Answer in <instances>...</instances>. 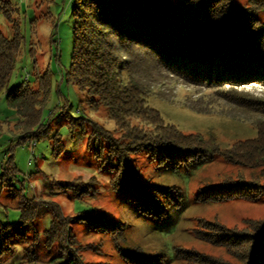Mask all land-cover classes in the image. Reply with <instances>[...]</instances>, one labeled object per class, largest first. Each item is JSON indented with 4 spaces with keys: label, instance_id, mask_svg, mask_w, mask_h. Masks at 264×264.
I'll return each mask as SVG.
<instances>
[{
    "label": "trees",
    "instance_id": "trees-1",
    "mask_svg": "<svg viewBox=\"0 0 264 264\" xmlns=\"http://www.w3.org/2000/svg\"><path fill=\"white\" fill-rule=\"evenodd\" d=\"M235 0H75L73 6V55L68 82L86 94L80 110L87 104L97 110L104 106L109 118L116 123L115 132L95 121H90L93 137L105 141L95 152L102 161L114 166L112 187L129 194L147 214L159 218L168 215L179 205L181 194L169 188L161 189L145 182L132 165V156L144 152L159 164L167 161L177 166L200 164L218 155L228 163L251 169L264 168V98L229 89L253 83L264 84V21L259 13L264 0H248V5L233 11ZM4 6V7H3ZM0 8L12 9L8 3ZM22 37L15 32L12 38L0 30V93L6 88L15 69L22 48ZM54 42V40H52ZM35 88L24 82L7 90V101L19 114L17 124L21 141L54 138V154L64 151L62 136L52 137L50 119H43V106L51 90L50 75L37 81ZM176 78L195 87L214 90L222 100H231L228 106L215 110L213 106L187 102L198 112H219L240 121L250 122L257 128V136L238 140L222 148L214 136L186 134L167 123L161 113L147 104L153 93V83L160 79ZM163 97V96H162ZM244 106L241 117L239 108ZM208 108V109H206ZM210 108V109H209ZM252 111L249 112L248 110ZM255 112V113H254ZM68 123L74 129L84 128V116L75 117L65 108ZM84 131V130H83ZM19 170L9 157L0 174V188L14 191L18 196L20 222H2L0 219V264L15 254L17 246H25V259L17 264H85L79 254L80 244L69 231V217L55 201L29 197L24 182L16 180ZM254 179V178H253ZM20 183V188L15 187ZM61 189L82 199L83 183L52 181ZM155 192V193H154ZM207 195L198 197L203 202L244 199L256 201L264 193L258 180H231L209 187ZM167 195V196H164ZM173 195V196H172ZM1 205V193H0ZM48 209L50 227L44 232L45 245L58 243V251L48 260L40 258L35 247L38 239L29 243L26 226L38 233L35 219ZM79 219H95L105 225L120 226L105 212L93 210L89 215L80 213ZM94 224V222H92ZM208 230L198 229V238L225 247L235 260H226L185 248L176 250L177 256L189 264H264V218L246 219L243 227H229L220 222ZM100 228V226H99ZM118 244L125 238L124 231L113 232ZM119 245V244H118ZM124 259L131 264H153V258L142 255L140 247L120 248ZM136 258V259H135Z\"/></svg>",
    "mask_w": 264,
    "mask_h": 264
},
{
    "label": "rangeland",
    "instance_id": "rangeland-1",
    "mask_svg": "<svg viewBox=\"0 0 264 264\" xmlns=\"http://www.w3.org/2000/svg\"><path fill=\"white\" fill-rule=\"evenodd\" d=\"M74 2L0 0L1 6L8 3L12 8H7V12L0 8V30L9 38L19 32L23 39L15 69L6 88L0 93V174L11 156L19 170L16 180L24 182L25 193L29 197L55 201L60 205L63 214L69 217V231L80 243L78 251L85 264H131L124 259L120 248L127 251L133 247H140L143 256L153 258V264H189L183 256H177L178 248L222 257L228 261L235 260L225 247L200 240L198 229L204 228L206 231L213 227L204 225L205 221L243 227L246 219L264 218V193L256 201L236 199L203 202L198 197L199 194L200 197L207 195L210 186L226 179L236 181L244 178L248 181L256 178L264 190V168L251 169L231 164L218 155L196 165L177 166L170 161L159 164L158 159L140 152L132 156V165L141 178L155 187L169 188L174 194L179 190L182 196L179 205H174L164 218H159L145 213L129 194L116 191L112 187L111 167L114 163L102 161L95 155L101 145L106 148L107 143L93 137L90 121L115 132L116 137L120 136V132L115 131L116 123L109 118L104 106L94 110L86 104L81 112V102L87 96L67 80L74 45ZM247 5L248 0H235L233 11H239ZM259 18L264 21V10L259 13ZM34 72L37 81L48 77V73L50 75L51 90L43 106L42 117L50 119L51 137L58 132L63 138L64 151L60 157L54 154V138L21 141L22 133L17 126L19 114L7 101L6 89L24 82L31 86L35 84V88L38 86ZM225 89L244 91L264 98V84L260 83L234 89L227 86ZM152 92L147 104L183 133L214 136L222 148H228L238 140L255 138L258 134L257 128L250 122L219 112H198L187 104L194 102L201 108L212 105L215 110L233 107L230 105L231 100H222L214 90L187 85L176 78H165L153 83ZM241 107L234 108H239L243 117L245 110L244 106ZM65 108L73 116L87 119L83 123L85 129H74L69 125ZM52 181L83 183L88 185L85 190L89 192L84 193L82 199H77L72 192L53 185ZM15 187L20 188V183L15 182ZM0 193V219L2 222L19 223L20 213L16 208L18 196L8 189L0 188ZM93 210L105 212L120 226H107L95 219L77 217L80 213L89 215ZM51 217L49 210L43 209V214L35 219L33 226L38 236H33L35 232L28 228L30 226H26L25 232L30 244L38 239L35 249L44 260L50 259L58 251V243H54L51 248L45 245L44 232L50 227ZM121 230L125 238H121L118 245L113 232ZM25 246H17L15 254L3 264L23 261Z\"/></svg>",
    "mask_w": 264,
    "mask_h": 264
}]
</instances>
